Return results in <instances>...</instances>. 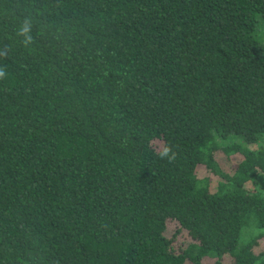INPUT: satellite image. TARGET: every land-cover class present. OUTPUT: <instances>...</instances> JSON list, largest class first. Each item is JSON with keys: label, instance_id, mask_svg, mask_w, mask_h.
<instances>
[{"label": "trees", "instance_id": "obj_1", "mask_svg": "<svg viewBox=\"0 0 264 264\" xmlns=\"http://www.w3.org/2000/svg\"><path fill=\"white\" fill-rule=\"evenodd\" d=\"M0 68V264H264V0H0Z\"/></svg>", "mask_w": 264, "mask_h": 264}, {"label": "clouds", "instance_id": "obj_2", "mask_svg": "<svg viewBox=\"0 0 264 264\" xmlns=\"http://www.w3.org/2000/svg\"><path fill=\"white\" fill-rule=\"evenodd\" d=\"M31 32V24L29 21H25L24 25L19 31L20 35H23L25 37L24 39V44H30L33 40V37L30 35ZM5 70L0 68V78H4L5 76ZM157 154L160 159H166L169 163L173 162L177 158V153L174 151L173 147L166 144L162 143L161 145L158 146L157 148Z\"/></svg>", "mask_w": 264, "mask_h": 264}, {"label": "rangeland", "instance_id": "obj_3", "mask_svg": "<svg viewBox=\"0 0 264 264\" xmlns=\"http://www.w3.org/2000/svg\"><path fill=\"white\" fill-rule=\"evenodd\" d=\"M218 157V159H225V157L222 155V154H220L219 153V155L217 156ZM226 160V159H225ZM171 225V223H169V226Z\"/></svg>", "mask_w": 264, "mask_h": 264}]
</instances>
